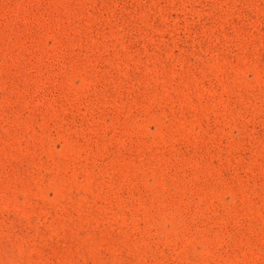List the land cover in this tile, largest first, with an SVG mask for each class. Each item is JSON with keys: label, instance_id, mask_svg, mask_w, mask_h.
<instances>
[{"label": "rangeland", "instance_id": "374dc122", "mask_svg": "<svg viewBox=\"0 0 264 264\" xmlns=\"http://www.w3.org/2000/svg\"><path fill=\"white\" fill-rule=\"evenodd\" d=\"M0 264H264V0H0Z\"/></svg>", "mask_w": 264, "mask_h": 264}]
</instances>
